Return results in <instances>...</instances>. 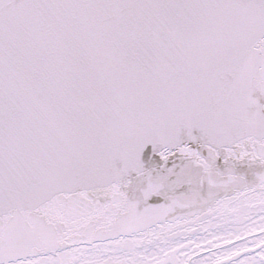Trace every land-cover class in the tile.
Instances as JSON below:
<instances>
[{
	"label": "snow or ice",
	"instance_id": "snow-or-ice-1",
	"mask_svg": "<svg viewBox=\"0 0 264 264\" xmlns=\"http://www.w3.org/2000/svg\"><path fill=\"white\" fill-rule=\"evenodd\" d=\"M0 264H264V0H0Z\"/></svg>",
	"mask_w": 264,
	"mask_h": 264
}]
</instances>
